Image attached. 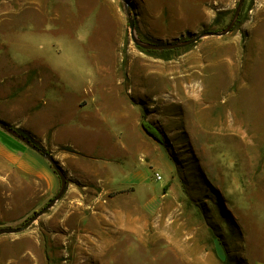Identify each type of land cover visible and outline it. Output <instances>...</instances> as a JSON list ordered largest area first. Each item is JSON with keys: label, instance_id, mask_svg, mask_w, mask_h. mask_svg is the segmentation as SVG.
<instances>
[{"label": "rangeland", "instance_id": "rangeland-1", "mask_svg": "<svg viewBox=\"0 0 264 264\" xmlns=\"http://www.w3.org/2000/svg\"><path fill=\"white\" fill-rule=\"evenodd\" d=\"M239 1L0 0V78L8 70L2 38L10 36L19 53L45 57L74 97L108 87L109 110L122 109L133 139L142 122L161 139L149 146L155 163L122 160V254L111 261L110 252L93 255L87 245H104L103 216L118 191L105 189L103 177L78 178L24 131L52 155L66 186L27 227L0 234L19 235L37 256L21 261L15 249L17 264H264V0H244L227 33L170 52L138 47L127 16L144 43L183 42L226 29ZM4 81L0 91L23 88ZM2 140L24 145L0 128ZM97 141L90 134L81 144ZM48 164L56 189L0 183V228L23 227L56 197L61 179ZM133 172L152 188L123 183ZM55 217L63 219L57 235Z\"/></svg>", "mask_w": 264, "mask_h": 264}, {"label": "crops", "instance_id": "crops-1", "mask_svg": "<svg viewBox=\"0 0 264 264\" xmlns=\"http://www.w3.org/2000/svg\"><path fill=\"white\" fill-rule=\"evenodd\" d=\"M17 43L18 40L10 36L2 38L5 60L1 62L8 70L0 78V85L6 78L8 88L17 85L23 88L10 92L0 91V119L39 140L45 148L50 149L56 160L64 164V168L75 173L78 178H82L84 173L92 180L103 177L105 189L118 191L114 197H109L113 208L103 216L104 245L97 249L87 245V253L94 255L110 252V260L114 261L115 255L122 254V160L129 163L128 167L137 162L141 163L139 167L155 163V159L150 157L152 148L149 147L153 137L143 128L138 129L136 139L130 136L122 109L118 108L113 113L109 110L110 105L104 96L110 92L108 87L101 86L97 92L93 89L83 90L81 95L74 97L70 87L61 88L57 84L59 72L45 57L21 54L15 50ZM90 134L98 138L91 148L81 144V139L84 140ZM20 142L24 147L3 140L0 142V183L8 184L1 187L13 190L56 189L58 178L47 160ZM96 143H99L98 149ZM155 148L158 150L157 146ZM85 156L94 161L83 162ZM147 156L150 157L149 161L146 160ZM143 174H146L145 170ZM129 177L132 180L127 179L123 183L138 184L141 189L152 188L149 183L141 185L146 181L139 173L133 172V176ZM144 177H148V174ZM93 217L87 216L88 221L92 222ZM41 220L44 223L51 222L49 215H43ZM15 221L11 218L7 224ZM55 221L58 222L54 233L57 235L62 233L63 219L55 217ZM85 231L88 234L92 232L90 227ZM21 238L19 235H0V264H17L15 249H18L21 261L28 260L31 255L35 256L29 245L23 247L18 244Z\"/></svg>", "mask_w": 264, "mask_h": 264}, {"label": "water", "instance_id": "water-1", "mask_svg": "<svg viewBox=\"0 0 264 264\" xmlns=\"http://www.w3.org/2000/svg\"><path fill=\"white\" fill-rule=\"evenodd\" d=\"M243 1L244 0L239 1L237 8H236V11H235V14H234V18L229 23V25L227 26L226 29H224L222 31H204V32L196 35L195 37H192L191 39H188V40L183 41V42H166V43H163V42H161V43H144V42H142L141 40H139L136 37V34H135V19L133 17H131L130 11L127 10L128 26H129V30H130V36H131L132 41L138 47H140L142 49H145V50H147V49L167 50V49L181 48V47L193 44L194 42L198 41L201 37H203L205 35H223L231 29L233 21L236 19L238 11H239L240 6H241ZM0 128L5 130L6 132H8L13 137L17 138L18 140L22 141L28 147H30L34 151L38 152L45 159H47V161L52 165V167L58 173V175L60 176V179H61V188H60L59 193L56 195V197H54L42 210L35 213L31 217V219L23 227L0 228V234H3V233H9V232H18V231L22 230L23 228L27 227L33 220H35L40 214L45 212L63 194V192L65 190V186H66V180H65L64 175L62 174L60 167L57 165L55 159L52 157V155L50 153H48L46 151H42L39 146L32 144L28 138L24 137L23 135L18 134L13 128H11L8 124H6L4 121H1V120H0Z\"/></svg>", "mask_w": 264, "mask_h": 264}, {"label": "trees", "instance_id": "trees-1", "mask_svg": "<svg viewBox=\"0 0 264 264\" xmlns=\"http://www.w3.org/2000/svg\"><path fill=\"white\" fill-rule=\"evenodd\" d=\"M164 51L170 52L171 50L167 49V50H164ZM10 127L13 128L18 134L23 135L24 137L28 138L32 144L37 145V143L34 142L33 138L30 135H28L26 132H24L23 130H21L19 128H16V127H13V126H10ZM142 128L144 129V131L147 134L152 136L154 139H156L158 141H161V139L159 138L158 132L155 129H153L150 125H148L145 122H142ZM37 146H39V145H37ZM39 147L41 148L42 151H45L43 149V147H41V146H39Z\"/></svg>", "mask_w": 264, "mask_h": 264}, {"label": "built area", "instance_id": "built-area-1", "mask_svg": "<svg viewBox=\"0 0 264 264\" xmlns=\"http://www.w3.org/2000/svg\"><path fill=\"white\" fill-rule=\"evenodd\" d=\"M156 177L159 179L160 178V176L159 175H156Z\"/></svg>", "mask_w": 264, "mask_h": 264}]
</instances>
